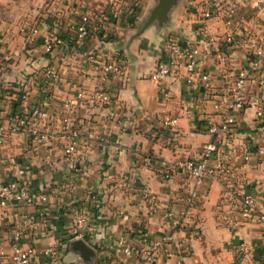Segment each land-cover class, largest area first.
<instances>
[{"label": "crops", "instance_id": "crops-1", "mask_svg": "<svg viewBox=\"0 0 264 264\" xmlns=\"http://www.w3.org/2000/svg\"><path fill=\"white\" fill-rule=\"evenodd\" d=\"M28 1L11 3L8 11L0 8V123L8 126L11 115L19 108L44 107L50 118L37 122L52 128L55 138L35 142L23 131L7 132L0 147V185L15 177L6 159L16 156L29 165L33 189L53 191L45 203L36 200L30 205L0 207V243L6 250L3 264H8L12 230L25 220L29 225L23 230V242L35 249L29 264H83L81 260L62 261V250L64 253L67 242L75 238L72 224L82 206L86 208L87 222L79 238L94 249L93 264H121L123 257L112 250L117 235L125 233L130 241L138 243L139 233H145L153 242L168 230L164 210L179 209L190 185L177 178L163 181L157 161L198 158L202 145L211 139L205 124L213 111L209 105L203 109L201 97L190 91L182 74L175 70L162 79L161 87L168 94H161L157 82L149 76L157 60L149 43L156 39L157 31L149 27L136 34L128 8L122 11L116 3L95 0L40 4ZM207 1H188L197 6L182 18L177 17L181 32L175 36L197 38L198 23L193 13ZM215 1L230 3L239 24L264 31V15L256 10V3L264 0ZM100 12L108 27L102 28L92 16L88 39L83 46L75 47L72 39L79 15ZM104 28L108 30L106 36ZM222 30L220 20L209 21L196 42ZM49 31H56L64 44L44 53L42 38ZM207 47L201 68L213 75L214 87L220 89L224 76L216 65L215 44ZM247 55L235 45L228 68L245 65ZM113 56L123 61V73L109 77L105 84L118 109L110 118L104 106L87 101L72 106L70 122L79 133L77 162L84 161L85 167L76 174L73 192H58L54 186L75 175L63 154L66 131L60 109L65 100L74 97L73 85L81 83L91 89L99 79L101 60ZM46 67L59 72L57 82L44 79ZM81 72L87 74V79L79 81ZM166 116L176 119L173 126L163 124ZM233 120L230 145L220 147L207 161L211 164L224 159L232 172L221 182L205 178L198 187L200 199L192 219L199 227V236L190 237L186 229L177 230L168 246L172 254L160 253L157 264H264L261 225L249 220L232 226L230 216L235 198L244 193H253L257 203L264 205V124L255 118L251 108L233 114ZM91 133L94 138H89ZM243 146L248 147V161L243 159ZM145 191L149 194L145 195ZM42 220L45 234L39 232ZM181 244L189 246L188 255L178 250ZM49 245L57 249L53 257L42 254Z\"/></svg>", "mask_w": 264, "mask_h": 264}, {"label": "built area", "instance_id": "built-area-1", "mask_svg": "<svg viewBox=\"0 0 264 264\" xmlns=\"http://www.w3.org/2000/svg\"><path fill=\"white\" fill-rule=\"evenodd\" d=\"M230 3H218L215 0H208L200 4V9L193 14L197 19L198 29L195 39H185L175 35L164 38L159 47V55L150 78L157 82L158 90L166 97L167 91L161 87L164 77L174 72H180L184 82L188 85L191 92L197 93L201 97L203 109L208 105L212 109V117L206 120L205 131L211 139L202 145L201 153L198 158H185L177 161H157V171L163 181L179 179L190 185L187 193L182 197L179 209L170 207L165 208L163 218L168 225L158 239L150 242L145 233H139L138 243L130 241L125 233L117 235L112 244L115 254L123 257L121 264H157L160 253L172 254L168 247L174 240L177 230L186 229L189 236H199V227L192 219V211L199 204L198 187L205 178L215 181H223L232 172L231 166L224 159H216L211 164L207 161L213 157L222 146L230 145V136L234 125L233 114H240L246 109L251 108L254 116L264 124V31L250 30L246 25H241L236 21ZM256 10L264 15V3H256ZM94 20L101 23V27H108L104 22V13L95 15L90 13L80 14L76 23L72 42L79 48L84 45L90 35V25ZM220 20L223 30L218 35H204L203 41L196 42L199 35H203L207 22ZM104 25V26H102ZM103 36L108 30L104 28ZM33 32L36 29L32 30ZM199 39H201L199 37ZM201 43V44H200ZM64 44V39L56 32L49 31L42 38L44 53H51ZM215 44L217 55L216 65L224 76V85L216 89L213 84V75L203 70L202 64L206 58L207 45ZM235 45L244 49L248 53L246 64L237 69L228 68L232 50ZM174 68V69H173ZM123 73V61L114 56L101 60L100 76L91 89H85L81 83H75L74 97L64 101L60 109V121L65 125V141L63 154L71 162V167L75 175L64 182L57 183L54 190L61 192H73L75 189L76 174L80 167H85L84 161L77 162L78 158V131L71 124L72 106L80 102L87 101L93 105L104 106L108 117H114L118 104L114 101L105 82L111 76ZM42 76L49 83L59 80V72L51 67H46ZM254 86L251 87V79ZM79 81L87 79V74L81 72ZM50 116L44 107L35 106L32 110L25 108L17 109L10 117L9 125L4 126L0 123V147L3 145L7 132L23 131L32 141L45 142L55 138V131L48 128L45 123L39 124L38 121L46 122ZM176 119L166 116L163 124L171 127ZM89 138H94L91 133ZM250 158L248 147L243 146V159L248 161ZM7 162L14 168L15 177L4 181L0 185V207L16 206L22 204H34L36 200L45 203L51 188L33 189L29 180V165L16 156L7 157ZM145 195H148L145 191ZM234 213H230L232 226L238 221L254 220L263 229L264 238V205L257 203L253 193L248 192L235 198L232 204ZM231 210V211H232ZM86 208L80 207L72 224V234L75 237L83 236V229L86 225ZM29 225V221H21L12 230L11 252L8 256V264H29L35 255V249L23 242V230ZM40 234H45V222L38 223ZM184 254H189L190 249L187 245L178 247ZM57 249L49 245L43 249L42 254L46 257L55 256ZM6 250L0 243V264H3Z\"/></svg>", "mask_w": 264, "mask_h": 264}, {"label": "water", "instance_id": "water-1", "mask_svg": "<svg viewBox=\"0 0 264 264\" xmlns=\"http://www.w3.org/2000/svg\"><path fill=\"white\" fill-rule=\"evenodd\" d=\"M181 2V0H158L150 10L142 26H139L138 22L143 18L137 17L135 20L134 30L136 34L142 33L149 27L156 29V39L149 43V49L155 57L159 55V47L164 38L169 35L180 34L181 32L177 17L172 12V8ZM110 50L115 51V48H111ZM64 253L62 250V261L66 262L81 260L83 264H93L95 257L94 249L79 237H75L67 242Z\"/></svg>", "mask_w": 264, "mask_h": 264}, {"label": "rangeland", "instance_id": "rangeland-1", "mask_svg": "<svg viewBox=\"0 0 264 264\" xmlns=\"http://www.w3.org/2000/svg\"><path fill=\"white\" fill-rule=\"evenodd\" d=\"M33 3H76L77 0H30ZM158 0H95V3H116L119 5V9L124 11L125 7L127 9V13H130L131 17H134V21L139 18H143L140 20L139 26H142L143 22L145 21L146 17H148L150 10L155 5ZM182 2L179 3L177 6L172 8L173 15L175 14L176 17L182 18L189 10L196 8L197 4L189 3V0H181ZM187 1V2H186ZM28 0H0V8L3 11H8V6L11 3H28ZM125 5V6H122ZM40 6V5H38ZM123 7V9H122ZM49 17H55L53 14H50Z\"/></svg>", "mask_w": 264, "mask_h": 264}, {"label": "trees", "instance_id": "trees-1", "mask_svg": "<svg viewBox=\"0 0 264 264\" xmlns=\"http://www.w3.org/2000/svg\"><path fill=\"white\" fill-rule=\"evenodd\" d=\"M115 58H117V57H115ZM117 59H120V58H117Z\"/></svg>", "mask_w": 264, "mask_h": 264}]
</instances>
